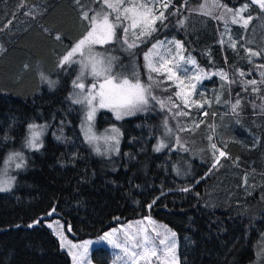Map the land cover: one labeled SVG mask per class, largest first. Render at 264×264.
Listing matches in <instances>:
<instances>
[{"label":"trees","instance_id":"16d2710c","mask_svg":"<svg viewBox=\"0 0 264 264\" xmlns=\"http://www.w3.org/2000/svg\"><path fill=\"white\" fill-rule=\"evenodd\" d=\"M202 1L169 0L155 31L139 39L127 35L138 45L132 49L134 73L157 99L120 121L97 115V129L116 126L121 132L119 151L109 158L85 142V110L70 99L76 71L60 66L86 33L82 11L91 16L98 0H48L46 14L0 58V169L10 152L23 151L26 158L13 191L0 193V264H73L44 225L42 217L53 209L74 242L150 217L176 234L179 264H264L258 257L264 249V67H258L264 65V13L249 0H217L232 10L249 4L247 29L226 26L191 12ZM24 3L25 11L29 0ZM259 21L263 30L256 29ZM117 33L126 45L124 33ZM168 37L202 72L213 73L197 84L190 107L176 97L172 80L146 67L145 53ZM107 53L126 59L122 50ZM251 80L257 84L246 83ZM31 123L47 125V133L41 148L28 154L22 146ZM216 150L226 156L218 159ZM111 260L105 247L90 254L92 264Z\"/></svg>","mask_w":264,"mask_h":264},{"label":"snow or ice","instance_id":"6c2138e0","mask_svg":"<svg viewBox=\"0 0 264 264\" xmlns=\"http://www.w3.org/2000/svg\"><path fill=\"white\" fill-rule=\"evenodd\" d=\"M79 2V0H77ZM251 4L257 5L262 13H264V0H251ZM106 6V7H105ZM165 8L168 7L167 4L163 5ZM106 9H111V13ZM249 9V4L246 2L243 7L233 12L232 9H227L228 12H232L233 24L242 23V26L247 29L252 16L249 15L245 18L242 14ZM114 14V15H113ZM166 17L164 13L161 12L159 15H156L154 11V5L149 2V0H142L141 3H131L126 4L125 0H115V2H110V0H104V6L95 9L93 14L89 16V11H82L81 19L88 22V28L86 34L73 46L71 49L64 55L60 60V66L63 67L64 64L79 63L81 66L80 75L77 76V79L73 81V87L79 88L80 93L70 96L73 104H83L88 108L87 111V120L91 121L97 110V108H108L112 110L116 116V119H121L126 115H134L136 112L146 111L149 108L150 100H156L157 98L151 94L150 86H145L141 84L139 79L133 80L131 77L124 75L119 71L118 65L115 63L116 57H104L102 54L95 53L93 46L96 44L104 45L109 43H119L120 36L117 33L118 28H122L124 33L123 43L128 45V48L131 49L136 47L135 43H129L127 35L129 28L133 30V35L139 39L141 36L150 35L152 31H155L154 25L156 20L163 22V19ZM222 18V17H218ZM183 22L181 21V24ZM139 28V33H136L135 30ZM60 39L59 36L56 37ZM166 43H174L175 49L177 50L176 54L179 56V60L184 61V64H181L173 59H168L165 56L159 54L157 55L162 61L159 63V66H155L151 57L153 56V51L149 50L148 53H145L144 60L146 61V67L149 70V73L156 72L160 74L161 72L166 73V79L176 81V87L178 91L175 93L176 97L181 98L185 107H190L191 103L189 97L195 92L197 85L192 83V81H198L200 79L199 71L188 75L189 69L184 65L193 64L195 65V60L188 57L187 59L181 55L183 45L179 41H158L152 45V49L159 50L161 47L165 46ZM223 43V41H221ZM233 48L236 47L235 42L231 44ZM170 51V50H169ZM251 56H257L261 53L252 52L249 49H246ZM79 55V59H75ZM171 65V66H169ZM258 67H264L260 65ZM90 75L93 78L94 83L91 87L87 89L85 94V84L82 81V78L85 75ZM221 79L227 81L228 77L226 73H218ZM240 75L243 76L244 72L241 71ZM264 77V73H261ZM42 80H45L46 77L41 76ZM151 80V75L149 76ZM185 80L188 83H185ZM55 82L49 81V86H53ZM246 83L251 85H256V80L247 81ZM98 85V86H97ZM257 91L256 88L252 89ZM217 100L219 98L217 97ZM161 104V108L165 106L164 102L158 101ZM240 100L237 99L234 104H232V111L236 112L237 108L240 105ZM207 103V101H205ZM176 107L175 104L172 105ZM202 106V105H199ZM206 114V113H205ZM176 115H187V113L179 112ZM198 126V125H197ZM44 126H40V130L37 131L35 125H29V130L31 132L30 137L26 139V144L33 150H38L42 145L38 142L41 132L43 131ZM165 127L167 128V121H165ZM113 132H117L114 128ZM118 135V133H117ZM7 139V137H5ZM59 139V137H58ZM92 137H88L89 142H91ZM113 140H116V144H119L116 137H112ZM211 139V138H210ZM179 142V140H177ZM165 145L163 143L159 144L155 151L159 152L161 148ZM212 148L215 149L216 145L213 144ZM117 152L118 148L115 149ZM224 152H220V156H224ZM17 160L16 168L23 167L24 157L22 153H14L9 157V161ZM9 185L7 182L3 186H0V192L8 191ZM183 191H189L185 188ZM155 203V201H153ZM152 205L148 207L151 208ZM55 211V209H53ZM52 213L50 212L49 215ZM39 223V221H37ZM148 223H152L151 220ZM32 225H29L31 227ZM52 225H49L51 227ZM146 232L147 229H144ZM175 236V233H172ZM125 236L128 240L135 239L131 234L125 232ZM102 239L106 240L109 244L114 247H121L120 244L116 243L112 239V233H105ZM160 245H164L165 241L160 240ZM88 242H85L84 249L87 250ZM75 247V245L73 246ZM133 248H140L141 251L130 252L127 247L124 248L126 255L130 256L133 259V264H136L138 259H143L146 261V264H151V257L157 255V249L155 247L149 246V240L147 236L143 237L142 241H137L132 245ZM175 244L171 243L168 245L167 251L172 254L171 261H165L164 264H177V257L175 255ZM73 256L74 264H79L78 257L74 253H70Z\"/></svg>","mask_w":264,"mask_h":264},{"label":"rangeland","instance_id":"374dc122","mask_svg":"<svg viewBox=\"0 0 264 264\" xmlns=\"http://www.w3.org/2000/svg\"><path fill=\"white\" fill-rule=\"evenodd\" d=\"M23 1H28V0H23ZM98 1H99V3H98V6L96 9L104 6V0H98ZM110 2H115V0H110ZM141 2H142V0H125L126 4H131V3L139 4ZM149 2L154 5V11H155L156 15H159V13H161V12L164 13L169 8V5H170L169 0H149ZM164 4H167L168 7L165 8L163 6ZM227 9L228 8H226L222 3H220L217 0H203L200 4H198L196 6H192L190 8L191 12L200 13V14L205 15L207 17L217 18L218 21H220L221 23H223L226 26L235 25L231 22L232 12H228ZM106 10L111 13V9H106ZM234 11H236V10H233V12ZM242 15L244 16V13ZM218 17H222V18H218ZM245 18H247V17H245ZM156 22H157V20H156ZM261 22L262 21L258 22V24L259 23L260 24L256 27V29L259 30L261 28V30H263ZM237 25H242V23H238ZM254 28H255V26H254ZM118 29L120 30V32H123L122 28H118ZM139 31H140L139 28H137L135 30L136 33H139ZM128 34L132 35L135 39H137L136 36L133 35V30L131 28H129ZM160 41L167 42V41H176V40L171 38V37H168V38H164ZM260 41L262 43V47L264 48V37H261ZM131 43H134V42H131ZM133 48L129 49L127 44L122 46L121 44L115 43V42L109 43V44H104V45L96 44L93 46L95 53L102 54L104 57H116L117 59H116L115 63L118 65L119 71L122 72L124 75L129 76L133 80H135V79H137V75L134 73V69L136 66V64H135L136 60L134 59V56H133V52H132ZM108 49H111V50L117 49L120 51L122 50L126 56V59L123 60L122 56H120V55H118V57L115 55L114 56L109 55L107 53ZM150 50L153 51V56L151 57V59H152L154 65L157 67L159 66V63L162 62L159 59V56L156 54L157 51L159 52V54L165 56L168 59H173V57H175V60L177 62L184 64V61L179 60V56L176 54L177 50L175 49L174 43H166L165 46L161 47L159 50H154L152 48ZM180 54L183 55L186 59L188 58L184 54L183 49H182V52ZM75 59H79L78 54H77V57H75ZM65 65H66V67H65L66 71H69V69H72V68L76 71V75H75V80H76L77 76L80 75V72H81L80 64L79 63H71V64L66 63ZM169 66H171V65H169ZM184 66L187 69H189V71L187 73L188 75H192L193 73L199 71L200 79L198 81H195V80L192 81V83H195L196 85L199 84L202 81V79L209 78L213 74V73L206 74L205 72H202L199 69V67H197L196 65H193V64H186ZM161 73H163V72H161ZM163 74L166 76V73H163ZM81 82H83L85 84V89H84L85 94L87 92V89L89 87H91L92 83H94L93 78L87 74L82 78ZM173 82L175 84L177 83L176 81H173ZM185 83L187 84L188 81L185 80ZM141 84H142V82H141ZM80 92H81V90L79 88H74L72 95L80 93ZM189 100L191 102V97H189ZM80 105L85 110L83 121H82V126H81V131H82L83 138H84L85 142L94 151H96L99 155L104 156L106 158H109V157L117 154V151L115 149L116 148L119 149L120 143H121V132H120L119 128L116 126H107V127H104L100 130L97 129L96 125H95V124H97V122H96L97 121V115L100 113H104V114L109 115V117H110V118L107 117L105 119H113L115 121H120V120H123L125 118L131 117L133 115H126V116H123V118L118 120V119H116V116L112 110H110L108 108H97V110L93 116V119L91 121H88L87 120L88 108L86 105H83V104H80ZM149 106H151L150 102H149ZM29 125H35L36 126L35 130H37V131L40 130V126H44L43 131L41 132V135H40L39 141H38L42 145V139L45 136V134L47 133V127H46L47 125L41 124V123H31ZM29 125H28V131H27L26 139L28 137H30V135H31V132L29 130ZM114 128L117 130V132L112 131V129H114ZM117 133H118V135H117ZM114 136L119 141L118 145L116 144V140L112 139V137H114ZM88 137H92L91 142H89ZM26 139L24 141L22 149L24 151H26L28 154L37 152L41 148L40 147L38 150L31 149L30 147L27 146ZM214 151H215V149H214ZM17 152L22 153V155L24 157L23 167H21V168H16L15 165L17 163V160L13 159V160L9 161V157H11L14 153H17ZM220 152L221 151L216 150L217 157H223V156H220ZM224 156H226V155H224ZM25 165H26V158H25V153L23 151H13L7 155V157L3 163V166L0 169V186H3L5 184V182H7L9 185V190L4 191V192H0V193H9V192L13 191L17 175H18V173H20L22 170L25 169ZM50 212L52 213L51 215H49ZM50 212H48V214H46L45 216L42 217L43 219H45L44 225L58 239L61 250L64 251L70 257L73 264H74L73 256L70 253H74L77 255L79 264H82L81 261H86V259L88 260V264H89L91 262L90 261V254H91L92 250L94 248H97V247H105L110 251L111 257H112L110 264H133V259L130 256L125 254L124 248L127 247L130 252L139 253L141 251V249L140 248H133L132 245L134 243H136L137 241H142L143 237H145V236H147V238L149 240V246L155 247L157 249V255L159 256V259H157L156 256L151 257V264H164L165 261H169V262L171 261L172 254L167 251L168 245L171 243L175 244V250L174 251H175V255L177 257V264H179L178 263V255H177V237H176V234H175V236H173L172 233H174V232L172 230H170V228H168L165 224L160 223V222H156L149 217H146L144 219H139V220H130V221H127L125 223L119 224L117 227L112 228L109 231H107L106 233H112V239L116 243L121 245V247L117 248V247H114L113 245L109 244L106 240L102 239V237L105 235V233L102 236H100L99 238H95V239H86V240L79 241V242L71 241L67 237V234H66V232H70L69 228L68 229L65 228L64 223L61 222L58 218H55L56 211L51 210ZM149 220H151L152 223H148ZM37 224H38L37 221H35L33 223V225H37ZM49 225H52V226L49 227ZM144 229H147V231L145 232ZM125 232H128L129 234H131L135 239L128 240L127 237L125 236ZM160 240H164L165 244L160 245V243H159ZM85 242H88L86 251L84 249ZM74 245H75V247H73ZM263 256H264V249L258 255V257L261 258ZM136 264H146V261L143 259H138L136 261Z\"/></svg>","mask_w":264,"mask_h":264},{"label":"crops","instance_id":"0c3cea01","mask_svg":"<svg viewBox=\"0 0 264 264\" xmlns=\"http://www.w3.org/2000/svg\"><path fill=\"white\" fill-rule=\"evenodd\" d=\"M44 3L48 0H29V6L24 11L23 0H0V58L9 54L8 50L20 43L24 33L29 32L46 14ZM81 262L88 264L87 259Z\"/></svg>","mask_w":264,"mask_h":264},{"label":"built area","instance_id":"2783aa9c","mask_svg":"<svg viewBox=\"0 0 264 264\" xmlns=\"http://www.w3.org/2000/svg\"><path fill=\"white\" fill-rule=\"evenodd\" d=\"M205 113H203L202 115H204Z\"/></svg>","mask_w":264,"mask_h":264},{"label":"water","instance_id":"95a60500","mask_svg":"<svg viewBox=\"0 0 264 264\" xmlns=\"http://www.w3.org/2000/svg\"><path fill=\"white\" fill-rule=\"evenodd\" d=\"M251 2V0H249Z\"/></svg>","mask_w":264,"mask_h":264}]
</instances>
